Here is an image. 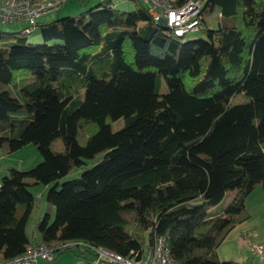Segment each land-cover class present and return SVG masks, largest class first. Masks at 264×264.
<instances>
[{
	"label": "trees",
	"instance_id": "trees-1",
	"mask_svg": "<svg viewBox=\"0 0 264 264\" xmlns=\"http://www.w3.org/2000/svg\"><path fill=\"white\" fill-rule=\"evenodd\" d=\"M134 3L37 22L43 43L0 31V150L42 156L0 179V263L38 245L125 256L163 236L177 264H251L217 248L264 188V0H206L205 37L188 41Z\"/></svg>",
	"mask_w": 264,
	"mask_h": 264
},
{
	"label": "rangeland",
	"instance_id": "rangeland-1",
	"mask_svg": "<svg viewBox=\"0 0 264 264\" xmlns=\"http://www.w3.org/2000/svg\"><path fill=\"white\" fill-rule=\"evenodd\" d=\"M101 1L103 0H67L56 13L59 17L78 16L89 8L98 5ZM113 5L116 9L122 11H131L135 7V3L132 1L119 2L118 0H113ZM55 14L52 16L54 17ZM204 18L208 23H213L216 20L214 16L205 15ZM23 26V23H3L0 20V31L18 32ZM204 37L205 34L203 31L196 30L186 33L182 40L188 41ZM27 40L30 43H43L38 29H34L28 34ZM49 43H53V41ZM164 89L165 86L162 82V90ZM122 124V120H118L113 124V127L114 129H119ZM41 161L42 156L33 144H27L12 153H4L0 150V179L7 174L8 169L14 168L19 171H27ZM88 165H90V163ZM80 172L81 169H77L68 176L63 177L60 181L62 182L67 179L78 177ZM47 188L48 186L43 185L30 188L34 195V208L28 222L29 232L33 229V225L37 219L44 213V194ZM233 194L234 191H228L212 210H222L230 201ZM245 206L249 213V218L237 225L226 236L224 241L217 248V257L219 260H234L238 262L251 261V264H262L264 260V188L260 185L257 186L246 198ZM256 247L262 248L261 253H256ZM76 252L75 249L73 251L68 250L46 264H80L85 259H90L88 255L83 258L76 257L74 255Z\"/></svg>",
	"mask_w": 264,
	"mask_h": 264
},
{
	"label": "built area",
	"instance_id": "built-area-1",
	"mask_svg": "<svg viewBox=\"0 0 264 264\" xmlns=\"http://www.w3.org/2000/svg\"><path fill=\"white\" fill-rule=\"evenodd\" d=\"M67 0H0V20L3 23H23L22 32L29 34L36 28L38 19L57 11ZM140 1L147 8L153 21L165 25L177 37L198 30L201 10L206 0H187L182 6H174L173 0H118ZM92 252L88 264H177L170 256L166 239L155 238L152 245L141 251H130L122 256L103 248H89ZM256 253L262 248L256 247ZM52 248L38 245L0 264H46L53 260Z\"/></svg>",
	"mask_w": 264,
	"mask_h": 264
},
{
	"label": "crops",
	"instance_id": "crops-1",
	"mask_svg": "<svg viewBox=\"0 0 264 264\" xmlns=\"http://www.w3.org/2000/svg\"><path fill=\"white\" fill-rule=\"evenodd\" d=\"M60 9V8H59ZM58 9V10H59ZM57 10V11H58ZM57 11H55V12H53V13H50V14H46V15H43V16H41L39 19H38V22H49V21H51V20H53L55 17H57L58 15H57ZM56 13V14H55ZM53 14H55V16L53 17L52 15ZM51 15V16H50ZM231 232V231H230ZM76 257H78V256H76ZM79 258H83V257H79ZM89 261H87V259H85L82 263H80V264H88L89 262H90V260H91V257H90V259H88Z\"/></svg>",
	"mask_w": 264,
	"mask_h": 264
},
{
	"label": "bare ground",
	"instance_id": "bare-ground-1",
	"mask_svg": "<svg viewBox=\"0 0 264 264\" xmlns=\"http://www.w3.org/2000/svg\"><path fill=\"white\" fill-rule=\"evenodd\" d=\"M253 249V248H252ZM252 252V251H251Z\"/></svg>",
	"mask_w": 264,
	"mask_h": 264
}]
</instances>
